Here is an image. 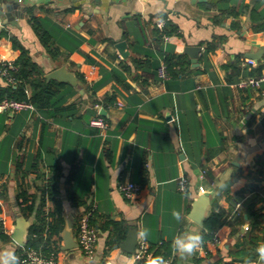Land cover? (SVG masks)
<instances>
[{
  "label": "crops",
  "instance_id": "obj_1",
  "mask_svg": "<svg viewBox=\"0 0 264 264\" xmlns=\"http://www.w3.org/2000/svg\"><path fill=\"white\" fill-rule=\"evenodd\" d=\"M21 1L24 8L0 16V64L20 55L9 38L13 35L44 77L65 66L78 85L58 82L64 95L55 108L0 113V188L5 186L0 206L11 231L21 190L36 198L34 210L22 215L30 226L42 189L51 182L62 201L64 227L72 217L76 242L83 207L73 203L92 204L100 221L148 230L147 264L161 245L167 249L159 255L170 264H209L217 258L244 264L249 259L244 257L264 242V217L249 235L255 246L244 231L256 222L248 213L264 215V176L257 174L264 171V82L245 88L239 82L264 64V51L254 66L246 62L248 53L264 48V30H257L264 26V0ZM27 8L46 20L59 49L56 58L36 36ZM166 21L174 33L165 40L156 29ZM119 42L125 43L123 55ZM188 46L201 47L195 64ZM166 54L183 55L185 63L162 80L158 67ZM0 85L6 83L0 79ZM97 114L108 121L107 129L89 124ZM181 175L188 179L186 193L178 188ZM125 181L140 185L132 199L118 189ZM220 184L229 187L221 190ZM205 192L213 193L204 222L221 223L212 235L217 240L210 238L197 253L181 258L173 254L171 241L186 231L201 233L204 222L199 225L190 215ZM51 207L45 197V213ZM173 210L182 213V222L173 218ZM96 227L93 258L101 264L134 263L120 247L106 253L108 232ZM63 245L61 236L58 264H87L89 257L78 247L66 251ZM5 247L14 248L13 241H0Z\"/></svg>",
  "mask_w": 264,
  "mask_h": 264
},
{
  "label": "trees",
  "instance_id": "obj_2",
  "mask_svg": "<svg viewBox=\"0 0 264 264\" xmlns=\"http://www.w3.org/2000/svg\"><path fill=\"white\" fill-rule=\"evenodd\" d=\"M26 12L29 16V21L32 29L34 30L42 46L52 58H56L59 55V49L53 41V33L47 27L46 20L35 16L33 13V8H27ZM163 26L164 27L161 29H156V36L161 39L167 35H170L171 33H174V28H172L167 21ZM257 30H264V26L260 27ZM9 38L12 41L13 46L20 50V55L13 62V64L16 66V69H6L4 63L0 64V70L6 69V76H10L14 79V82L10 83L7 81L6 77L0 76V79L6 83L5 86L0 85V100L4 98L26 100L31 102L34 107L39 110L45 108H55L56 104H59L63 99L64 94L60 91L63 85L54 80L47 81L43 74V68L32 59L28 49H26L15 36L9 35ZM214 47L215 45H212L211 43L208 44L209 51H212ZM163 63L166 65L168 74L175 75L177 72H180V70H177V67L182 68L183 64L185 63V56L177 54H166L164 56ZM232 66L234 68L240 69V67L236 66L234 63ZM262 69H264V64L260 65L255 70L250 71L248 76L258 77L262 74ZM26 88L31 89V96H28L26 94ZM69 94H71L70 91L67 92V96ZM257 174L260 176H264V171L260 170L257 172ZM250 188L251 190H255L256 187L252 185L250 186ZM3 191H5L4 185H2L0 188V196L3 195ZM41 194L42 196L40 198V204L36 209L34 221L28 228L26 245L41 248L43 253L49 254L51 251L58 252V250H60L61 232L63 230L65 221L63 218L62 201L57 196L56 187L52 185L51 182H48V184L42 189ZM17 196V198L20 199V212L24 217L27 218L29 214L34 210V201L36 198L29 195L25 190H21V192ZM45 197H48V199L52 202V207L47 213H45V211L43 210V207L45 205ZM73 204L78 207H83L82 212L91 208L90 205H86L84 203ZM247 208L248 210H252L251 206H248ZM1 214L2 208L0 206V215ZM252 215H255L256 222L250 225V230L246 234L247 236H249L253 232L256 226L260 224V219L264 217V215H262L261 213H248L249 218H251ZM100 218L102 217H100L96 213V210H94L93 215L90 219V223L94 227L98 225L99 229L108 232V236L106 239L107 253L115 248L120 247L126 237L129 226L123 221L117 222L108 218L100 221ZM220 224L221 223L214 224V222H211V219H208L206 222H204V226L201 231V234L204 237V242L212 238L213 233L220 226ZM253 239V236H249V242L253 243V245L255 246L256 244L254 243ZM0 241L3 244L11 241V237L4 234L1 228ZM162 247L163 245L160 246L161 249ZM161 249H158L156 251V255H159ZM163 249H167L166 245L163 247ZM254 255L256 254L248 253L244 258L252 259L254 258ZM230 263L232 262H224L222 258H217L216 260L209 262V264ZM138 264H147V260L140 261L138 262Z\"/></svg>",
  "mask_w": 264,
  "mask_h": 264
},
{
  "label": "built area",
  "instance_id": "obj_3",
  "mask_svg": "<svg viewBox=\"0 0 264 264\" xmlns=\"http://www.w3.org/2000/svg\"><path fill=\"white\" fill-rule=\"evenodd\" d=\"M164 39H168L167 36L164 37ZM247 64L250 66H254L255 62L254 60L248 59L246 60ZM4 66L9 69H16V66L13 64V62H4ZM3 67V68H5ZM6 69L0 70V76L6 77L7 81L10 83L14 82V79L10 76H6L7 71ZM158 76L160 79L164 80L168 78L169 74L166 69V65L164 63H161L158 67ZM264 82V72L258 77L255 76H247L246 78L242 79L239 82V86L242 88L245 87H258L260 83ZM98 107V104L95 105ZM35 110L34 105L26 100H15V99H8L4 98L0 100V113H13L15 111L20 110ZM89 124L93 127H96L101 130H105L109 127L108 121L101 115L97 114L96 116L92 117L89 121ZM178 188L181 192L186 193L188 190V179L185 175H181L178 179ZM120 193L126 198V199H132L135 195L138 194L140 190V185L134 182L125 181L122 182L118 187ZM199 192H204L203 188H199ZM91 206L90 209L84 210L81 215L78 218L77 222V243L79 251L85 255L86 257H94L95 256V250H96V244L98 241V231L96 228L91 225L90 219L93 215V211L95 210V206L92 204H88ZM241 203H237L235 206L236 212H239L241 209ZM244 226V231H249L250 226L246 228ZM0 228L2 232L6 235H9L11 237L12 231L11 227L8 224V221L5 219L4 215H0ZM27 238L25 239L24 245H18L16 244L12 238L11 241H13L14 249L16 251V254L20 257L22 264H58L57 263V253L51 251L49 254L44 255L41 248H36L33 246H27ZM217 240L216 236L212 238V242H215ZM150 256V246L148 242L142 238L138 237V243L135 248V252L131 254V257L134 261L133 264H138L140 261L147 260Z\"/></svg>",
  "mask_w": 264,
  "mask_h": 264
},
{
  "label": "water",
  "instance_id": "obj_4",
  "mask_svg": "<svg viewBox=\"0 0 264 264\" xmlns=\"http://www.w3.org/2000/svg\"><path fill=\"white\" fill-rule=\"evenodd\" d=\"M98 1V0H95ZM22 9L24 8V3L21 0H0V16L6 15L7 17L12 16V12L14 13L15 9ZM21 12V11H20ZM124 42H119L117 44V48L119 49V53L121 55L124 54ZM186 53L190 56L191 62L196 63L199 53L201 51V47L199 46H188L185 49ZM262 51L264 48H261L256 53H248L247 58L251 60H257L260 58ZM45 78L47 81L55 80L57 82H66L72 85L73 87H77V78L73 72L69 71L65 66H61L57 69H53L45 74ZM101 113L104 114L105 111L101 110ZM213 192H205L202 193L193 203L191 209L190 218L199 225H202L205 219V212L209 204V196ZM17 219L15 222V227L12 231L11 238L12 240L18 245H24L27 230L29 228V222L22 216L20 212L16 214ZM73 220L72 217L69 216L66 220V225L61 233L63 238L64 245L62 246L63 250H72L78 247V243L75 241L73 232ZM97 229V227H96ZM138 229L130 228L126 234V237L120 248L123 253L127 255H131L135 252V248L138 243Z\"/></svg>",
  "mask_w": 264,
  "mask_h": 264
},
{
  "label": "clouds",
  "instance_id": "obj_5",
  "mask_svg": "<svg viewBox=\"0 0 264 264\" xmlns=\"http://www.w3.org/2000/svg\"><path fill=\"white\" fill-rule=\"evenodd\" d=\"M221 190L229 185L220 184ZM173 218L179 223L182 222L183 216L180 211L173 210ZM249 226H246V228ZM138 235L142 238L148 237V230L144 229ZM204 237L199 232L186 231L177 234L171 241V248L174 255H179L181 258L191 256L202 249ZM256 260L246 259L244 264H264V242L259 243L255 249ZM0 264H22L20 257L16 254L14 248H0ZM87 264H101L98 258L89 257ZM148 264H170L163 256L156 255L148 260Z\"/></svg>",
  "mask_w": 264,
  "mask_h": 264
}]
</instances>
